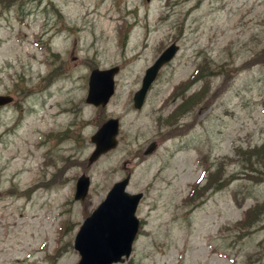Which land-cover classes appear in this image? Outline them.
<instances>
[{"label":"rangeland","instance_id":"1","mask_svg":"<svg viewBox=\"0 0 264 264\" xmlns=\"http://www.w3.org/2000/svg\"><path fill=\"white\" fill-rule=\"evenodd\" d=\"M174 42L177 55L135 109L145 70ZM199 64L211 72L185 90ZM113 66L115 94L104 108L88 104L91 70ZM201 92L174 117L181 96ZM7 93L15 103L0 110V264H77L81 223L128 172L127 191L144 194L142 228L117 264H264V181L241 153L264 144V0H0ZM111 117L118 146L89 165L90 137ZM220 169L225 187L201 196ZM82 173L91 185L77 201ZM199 180L201 204L190 207ZM258 205L252 227L241 226Z\"/></svg>","mask_w":264,"mask_h":264},{"label":"water","instance_id":"2","mask_svg":"<svg viewBox=\"0 0 264 264\" xmlns=\"http://www.w3.org/2000/svg\"><path fill=\"white\" fill-rule=\"evenodd\" d=\"M178 47L173 44L167 48L156 62L147 69L141 89L134 96L135 107L140 108L151 83L161 67L170 61ZM119 68L109 70L94 69L90 75L87 102L105 106L114 93V75ZM12 100L9 96H0V105ZM119 120L109 119L92 136L96 148L89 158V164L95 162L102 154L116 147ZM153 143L147 150L152 152ZM128 174L116 182L106 198L82 223L74 241L75 249L81 258L78 264H112L123 262L129 257L132 245L139 230V219L136 209L143 194H130L126 191L130 180ZM90 178L83 174L77 181L75 198L84 200L87 197Z\"/></svg>","mask_w":264,"mask_h":264},{"label":"trees","instance_id":"3","mask_svg":"<svg viewBox=\"0 0 264 264\" xmlns=\"http://www.w3.org/2000/svg\"><path fill=\"white\" fill-rule=\"evenodd\" d=\"M210 68H208V66L205 64L202 66V64L198 67V70L196 71V74H195V77L193 78V80L191 82H194L198 79H201V78H206V73L207 71H210L209 70ZM51 75V73H50ZM192 85V84H191ZM190 85V86H191ZM189 87V85H185L184 88L185 90ZM206 92V91H205ZM205 92L203 95H205ZM185 98H184V103L179 107L178 111L176 112V114L174 115V117L178 116V112L182 111H186L187 109H193V107L198 103V101L202 98V92L201 93H195V94H192L191 96L187 97L185 96V94L183 95ZM243 152H241L243 154V156L250 162V174H251V178L254 180V181H264V172H262L260 170V168H262V166L264 167V144L260 147H257V148H254L252 150H242ZM252 157H255L257 159V161L260 163L258 164V166L255 168L253 167V162H251V158ZM254 173H258V175L260 176H257V174H254ZM222 174H223V170L220 169V170H217L215 173L212 174V177L210 178V183L207 187L209 186H214L215 188H219L221 189L223 186H225V182L224 180L222 179ZM205 187L203 189V191L207 188ZM202 191V192H203ZM259 209L260 206L258 205V208H250L249 210H247V217L248 218H245L242 222H241V226L243 227H247V228H250L252 227V225L255 223V222H252L251 221V217L253 216H257L259 213Z\"/></svg>","mask_w":264,"mask_h":264},{"label":"bare ground","instance_id":"4","mask_svg":"<svg viewBox=\"0 0 264 264\" xmlns=\"http://www.w3.org/2000/svg\"><path fill=\"white\" fill-rule=\"evenodd\" d=\"M21 260L23 261V258Z\"/></svg>","mask_w":264,"mask_h":264}]
</instances>
